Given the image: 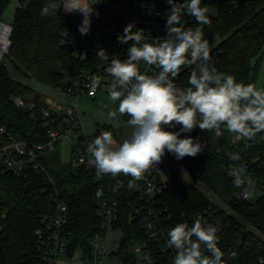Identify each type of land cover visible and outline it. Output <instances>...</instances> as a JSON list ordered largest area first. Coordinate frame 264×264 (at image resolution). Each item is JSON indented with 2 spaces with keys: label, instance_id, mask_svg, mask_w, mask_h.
<instances>
[{
  "label": "trees",
  "instance_id": "obj_1",
  "mask_svg": "<svg viewBox=\"0 0 264 264\" xmlns=\"http://www.w3.org/2000/svg\"><path fill=\"white\" fill-rule=\"evenodd\" d=\"M10 1L0 0V21ZM46 2L18 1L8 50L15 71L62 90L84 73L110 77L106 72L107 63L96 55L103 48L110 61L113 50L109 46L95 47L87 35H81L76 24L79 12L61 11L42 16L41 9ZM216 3L217 12L208 11L210 24L202 26L204 38L209 42L211 62L218 71L233 75L238 82L254 85L257 64L253 59L264 56V0H217ZM169 7L165 6L166 13ZM182 24L199 26L188 15L182 17ZM79 52H86V57L82 59L77 55ZM190 72V66L181 69L174 78L178 87L189 86ZM16 96L33 99L37 106L20 107L14 102ZM43 106H47L46 100L35 93V88L12 75L0 62V127L17 138L46 141L52 116L43 114ZM179 128L177 125L166 130ZM107 129L116 135L113 126ZM182 136L200 138L206 147L196 157L186 156L181 160L165 152L195 183L167 163L166 183L153 203L157 224L166 228L168 234L178 223L188 222L191 226L196 217L213 225L219 222L218 247L224 252L226 264H264V132L251 141L226 131L216 138L214 133L201 132L199 128ZM229 153L239 154L240 159L231 160ZM45 165L47 175L19 177L0 163V214H4L0 264H49L51 244L39 237L38 230L47 234L46 221L57 212L54 199L58 194L69 204L68 222L63 229L68 254L73 255L79 249L86 255L91 254L93 239L102 231L98 203L102 199H117L120 213L115 229L122 230V237L119 248L112 254L125 264H138L132 242L145 241L156 255L157 264H171V254L164 250L168 236L149 240L145 227L148 215L135 217L141 200L135 186L129 187L131 177H97L95 167L63 163L57 148L46 154ZM233 167L245 170L249 177L248 191L250 181L257 183L260 192L255 198L237 197L236 193L242 190L233 185L229 174ZM98 190L102 191L99 197Z\"/></svg>",
  "mask_w": 264,
  "mask_h": 264
},
{
  "label": "clouds",
  "instance_id": "obj_2",
  "mask_svg": "<svg viewBox=\"0 0 264 264\" xmlns=\"http://www.w3.org/2000/svg\"><path fill=\"white\" fill-rule=\"evenodd\" d=\"M166 35L148 42L142 29L133 31L129 23L123 34L117 35L127 48V58L111 59L101 48L96 56L107 63L111 77L107 89L109 99L118 106L108 112L113 127L117 117L127 116L130 129L118 143L112 132L104 131L87 144L86 151L94 164L97 177L124 175L134 181L144 179L165 155L171 153L177 160L196 157L206 145L200 138L182 136L199 128L219 138L226 131L245 140H254L264 132V87L238 82L233 75L220 72L211 62L210 47L204 38L203 25L210 24L208 7L201 0H167ZM79 12L83 16L78 26L81 35L91 28L93 4L88 0H47L42 16L59 12ZM194 17L197 27H185L182 17ZM158 69L148 74L140 71V64ZM190 66L187 87H178L174 78L181 69ZM92 87L100 86L101 77H93ZM180 125L178 131L166 129ZM237 161L239 154L229 153ZM234 187L241 189L237 197L250 198L246 184L249 177L241 167L230 170ZM97 197L102 195L98 190ZM219 222L216 225L196 217L191 224L181 222L167 234V247L175 250L173 264H226L224 252L218 247ZM152 264L150 256H145Z\"/></svg>",
  "mask_w": 264,
  "mask_h": 264
},
{
  "label": "built area",
  "instance_id": "obj_3",
  "mask_svg": "<svg viewBox=\"0 0 264 264\" xmlns=\"http://www.w3.org/2000/svg\"><path fill=\"white\" fill-rule=\"evenodd\" d=\"M88 2L93 4L94 12L91 16V28L87 36L93 41L95 47L109 46L114 52L112 59L124 60L127 58V48L132 44V41H129L128 45L121 44L117 41V35L123 34L124 27L129 23L135 25L133 31L144 30L148 42H153L156 38L163 39L166 35L165 6L168 5L167 0H88ZM201 2L212 3L217 2V0H201ZM82 20L83 16L79 14L76 20L77 27L82 24ZM98 39L99 44L96 43ZM77 55L83 59L87 54L86 52H79ZM139 67L142 73L152 74L158 71L154 66L149 67L144 63H141ZM93 77H101L100 86L97 88L92 87ZM110 81L111 78L108 76L102 77L98 74L84 73L66 89H63L70 97L69 102L46 100L47 106L42 107L43 114L46 117L52 116L51 120L48 121L52 127L49 129V139L46 141L32 142L17 138L12 133H8L5 128L0 127V163H3L19 177H29L32 174L47 175L49 171L45 165L46 154L57 148L61 138L72 135L78 137L72 163L76 166L94 167L91 157L86 151L87 144L101 132L109 131V129L102 128L95 136L88 137L83 132L78 98L80 95L97 97L100 88L106 83L109 85ZM14 102L20 107L33 108L37 106L33 99H25L22 96H16ZM81 136L84 138L79 140ZM167 169V162L162 160L154 167V170L145 173L144 179L135 183V190L141 200V206L136 209L135 217H140L143 213L148 215L145 227L149 240H156L167 235L166 228L158 225L157 219H154L157 214L153 207L156 195L162 191L166 183ZM249 192L251 193L250 190ZM54 202L57 212L46 221L47 234L42 229L38 230L39 237L43 241L46 238L51 244L52 255L49 256V264H56L57 256L67 252L68 249V240L63 234V229L68 222L69 204L59 194L55 196ZM97 212L102 218V231L97 233L93 239L91 254L83 253L81 256L86 262L85 264H105L103 255L107 253L106 240L111 232L119 230L115 229L120 213V203L117 199L100 200ZM3 217L4 214H0V229L2 228ZM147 243L134 241L132 245V250L138 257V264H148V261L144 259L146 255L150 256L152 264H157L158 259L154 252L147 247ZM114 246L115 248L111 253L119 248L120 240L115 242ZM165 247L164 250L171 254V264H173L175 250L168 248L167 244ZM73 256L80 258L76 251ZM119 264H125V262L120 259Z\"/></svg>",
  "mask_w": 264,
  "mask_h": 264
},
{
  "label": "rangeland",
  "instance_id": "obj_4",
  "mask_svg": "<svg viewBox=\"0 0 264 264\" xmlns=\"http://www.w3.org/2000/svg\"><path fill=\"white\" fill-rule=\"evenodd\" d=\"M18 1L19 0L10 1L9 5L6 7L2 15L3 23L12 25L14 21L15 8L18 5ZM202 6H207L208 11L211 13L217 12L218 4L216 2H204L202 3ZM96 43L99 44V39L96 41ZM8 50L3 53L0 62H3L6 65L12 75L32 85L35 88V93L40 94L45 100H52L53 102L59 101L63 103L69 102V95H67V93L62 89L49 87L47 84L38 81L33 76L26 77L19 75L15 71L13 58L9 54ZM253 63L257 64L256 81L254 85L258 88H262L264 87V56L254 57ZM108 87L109 85L107 83L104 84L100 88L97 97L95 98L88 95H80L78 98V105L81 112L83 124V132L88 137L95 136L98 133L99 128L102 129L113 126V121L109 119L108 112L114 110L118 106V102L117 104H113L110 101L107 91ZM117 120L119 122L114 127L116 130V135H113V137L118 143H120L124 138H126L127 133L130 132V129L126 126V116H118ZM77 141L78 137L69 135L61 138L58 142L57 150L63 163L72 162L74 156V147ZM162 160H165L168 164L172 165L180 173H182L186 178L195 183L193 177L189 173H187L180 165L176 164L172 159H170L167 155H164ZM249 190L252 193V198H255L257 196V192H259L257 183L255 181L249 182ZM121 235V229L113 231L109 234V237L106 240L107 253L103 255L105 264H119L120 257L112 254L111 251L115 248L114 243L118 242L121 239ZM76 252L80 255V258H76L73 255L68 254V252L60 253L56 258V264H85L86 262L81 257L83 255V251L79 249Z\"/></svg>",
  "mask_w": 264,
  "mask_h": 264
},
{
  "label": "bare ground",
  "instance_id": "obj_5",
  "mask_svg": "<svg viewBox=\"0 0 264 264\" xmlns=\"http://www.w3.org/2000/svg\"><path fill=\"white\" fill-rule=\"evenodd\" d=\"M9 32L10 26L9 24H0V58H2V54L8 49L9 42Z\"/></svg>",
  "mask_w": 264,
  "mask_h": 264
},
{
  "label": "water",
  "instance_id": "obj_6",
  "mask_svg": "<svg viewBox=\"0 0 264 264\" xmlns=\"http://www.w3.org/2000/svg\"><path fill=\"white\" fill-rule=\"evenodd\" d=\"M0 24H4L2 21H0ZM9 26H10V32H9V37H10V34H11V32H12V29H13V26L12 25H10L9 24ZM10 43H11V40L9 39V42H8V46L10 45ZM8 50V49H7ZM6 50V51H7ZM5 51V52H6ZM3 55V54H2ZM1 59V58H0ZM246 234V231H244V233H243V236ZM134 244V241L132 242V245Z\"/></svg>",
  "mask_w": 264,
  "mask_h": 264
}]
</instances>
